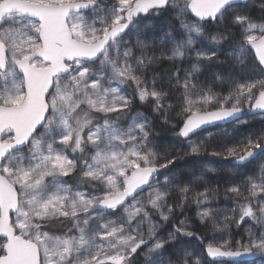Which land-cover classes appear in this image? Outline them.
I'll return each mask as SVG.
<instances>
[{
    "label": "snow or ice",
    "instance_id": "obj_1",
    "mask_svg": "<svg viewBox=\"0 0 264 264\" xmlns=\"http://www.w3.org/2000/svg\"><path fill=\"white\" fill-rule=\"evenodd\" d=\"M250 7H256L254 0H0V264H134L144 247L146 264H189L192 253L176 252L179 238L193 235L188 225L179 221L161 237L149 206L167 222L174 215L168 199L178 192L179 208L196 203L201 220H211L209 190L192 187L201 177L185 181L164 171H171L176 157L157 158L146 117L137 114L127 128L117 123L133 99L124 86H134L138 100L151 101L163 115L175 81L184 100L179 135L188 138V154L206 150L190 134L204 125L239 120L243 103L264 110V16L258 23ZM259 8L264 13V0ZM169 13L170 20L139 27L144 18ZM206 23L224 29L211 37L214 44L233 29L240 36L232 54V72L240 79L231 80L236 87L227 97L192 81L202 63L217 56L204 45ZM132 29H137L134 40H125ZM192 52L195 63L183 76L174 71L167 85L148 79L156 61L183 60ZM256 75L262 78L253 79ZM209 104L215 110H207ZM222 147L211 155L244 166L257 150L264 153V133ZM86 149L92 155L81 157L78 175L98 194L74 189L64 179L77 173L69 151ZM232 183L226 193L244 199L237 223L248 218L258 231L248 229L246 242L235 247L228 239L209 243L206 254L219 264L223 258L264 253V165L258 176ZM145 186L146 201L138 199ZM230 219L225 216L222 228L214 223V229L228 236ZM53 223L66 231L50 233ZM195 264H201L198 257Z\"/></svg>",
    "mask_w": 264,
    "mask_h": 264
},
{
    "label": "trees",
    "instance_id": "obj_2",
    "mask_svg": "<svg viewBox=\"0 0 264 264\" xmlns=\"http://www.w3.org/2000/svg\"><path fill=\"white\" fill-rule=\"evenodd\" d=\"M108 3H110V0H107ZM252 2V0H250V3ZM256 7H250L249 11L251 13V15L256 19V21L260 20V17L262 15H264V13H261L260 8H259V4H260V0H254ZM170 16L171 14H164L161 17H151L149 18H144L141 20V23H144V21H149V25H154V24H160L163 21H167L170 20ZM191 19H196L194 16H189ZM174 25H176L178 27V25L176 24V21H171ZM132 28V27H131ZM137 29H132V32L128 35L125 36V40H134L135 36L134 33ZM217 31H224V29H222L220 27V25H217L215 23H206L205 24V33L209 34V35H213L215 33H217ZM233 35L229 36L227 39H224L220 42V46L222 47L223 51L217 53V56L214 58V61L212 63H209L207 61H204L201 65L202 67V71L200 73H197L194 78L195 81L198 85V87H206V88H210L211 91L214 94L220 95L219 97H227L230 94H232L234 92V89L236 87L235 84H233L231 82L232 79H236L239 80V76H236L233 72L232 69L234 67H236V65H234L233 63V58L231 57V54L233 53L235 47L237 46L239 40H240V36L237 32L236 29H233ZM165 51H166V47H165ZM167 55H171L170 52H166ZM157 56H160V52L157 51L156 52ZM253 56L250 55L249 59H252ZM196 57L192 56L191 58H185L183 60H168L167 58H161L160 60L156 61L147 71V77L149 80H151L153 77L157 78L158 80H163V83L165 85L168 84V77L171 76V74L176 71L179 70V74H183L185 73V68H187V70H189L191 68V65L193 63H195ZM214 76H219L220 79L216 80L214 79ZM262 77H260L259 75H256L253 77V79L259 80ZM240 82H244V81H240ZM174 87L172 88V90L169 91V95L166 98L168 103H178L180 101V99H183V97L181 96L182 94V90L180 87L175 85V81L172 82ZM125 88V93L126 95L132 97V104H131V108L129 110H127L126 114L117 121V123L121 126L124 127L125 122H126V118L127 116L129 117L131 115V113L134 112H141V114L143 116H146L147 114L149 115L150 118V125H151V129H152V135H150V140H152V142H154L155 144V152H159L162 153L163 157L159 158V159H163V158H172V157H176V161L175 164L170 166L171 171L168 170H164L167 171L166 173L169 175H176L182 179H184L185 181H188L190 179L191 174H190V169L195 171L193 173V176H198V175H205V178L201 177L200 179H195L192 180L191 184L192 187L195 188L196 192H203L205 186H212V189H215L214 186L216 185H220V184H228L230 182H228L230 179H233V177H231L227 172L226 169L228 168V166H231L232 168H236L237 166L232 164L229 160H224L219 156H213L211 155V153L213 151L216 150H212V151H208L210 152V154H198V155H192L184 160H182L181 157V150H183V146L185 145L186 140H184L180 135V128L181 125L184 121V114L178 116L177 115V111L176 110V106H172L171 107V111H170V116H171V122L169 123L168 120L163 119L159 114H155V112H153L152 105L153 103L151 101L149 102H145V103H141L136 95V92L134 90V86L133 87H127L124 86ZM165 90H168L167 88ZM254 94L257 95L258 91L257 89L253 90ZM248 105V107L246 106ZM242 107L245 108H250V105L247 103H243L241 105ZM207 109H214V104H209L205 106ZM203 110V109H202ZM97 121L94 119L93 123H96ZM243 122V123H241ZM221 126H229L232 127V130L229 131L228 133V138L229 141L234 145L236 144L237 141L241 140L244 136L246 135H251L253 138H256V136L260 133H264V115H248L245 114L243 116L242 119H240L239 121H237L236 123L233 124H227V125H218L206 130H210L213 128H217V127H221ZM217 141L215 140V138L213 137L209 143H217ZM88 152L90 153L91 150L87 149ZM158 150V151H157ZM87 152V151H86ZM71 154V156H73L74 158L77 159L78 161V165H77V173H73L71 176L69 177H65L64 179L68 182V185L74 189L81 190V191H91V192H96L98 190L97 189H92L89 186L86 185H82L81 181H80V176L78 175V173L80 172L81 168L83 167V163H82V156L80 155V153L76 152V153H72L71 151L69 152ZM264 155V153L260 154L255 160H253L252 162L244 165V166H240L237 168H240L241 170H248L249 168L253 170L252 168V163L253 164H258V162L263 159L262 156ZM165 156V157H164ZM83 158H88V156ZM259 158V159H258ZM202 160H208L210 162H212L215 165V173H211V172H207L204 170H201V167L198 169L196 166L198 163H200ZM232 161V159H231ZM192 171V172H193ZM250 171V170H249ZM254 171V170H253ZM259 171V170H258ZM242 175L240 174H236L234 177H240ZM204 180L203 183H200L201 180ZM209 191V197L212 198V191ZM175 193L174 196L175 198L171 200V204L169 205L170 207H172L173 212H177L178 209H180V212L177 216L182 215L184 217H186L188 220H190L192 222V224H194V227L188 229L189 231H191L193 233V235L191 237L188 236H181L180 238V243L182 246H184V243H189L191 241H195L196 245L194 247V250L200 254V256L202 258L206 257V260L209 262L207 264H219L218 261H211V259L207 258L206 253H205V245H207L208 243V234L209 232L204 230L207 229L204 226H201L199 224V222L195 219V208H194V203H190V202H185L183 204V208H179L177 205L180 203L179 199H180V194L178 192H172ZM171 193V194H172ZM172 195H170L169 198H171ZM211 200V199H210ZM169 203V202H168ZM244 203L242 200H239L238 202H231V200H229L227 202V204H230L234 209H236V220L233 223V235L234 236H238L240 233L238 232V230L241 229L242 224L247 221V222H251L248 218H245V220L241 223H237L240 219L239 216V205ZM195 205H197L195 203ZM119 211V210H118ZM151 218V217H150ZM171 218L174 219V217L171 216ZM112 219H116L115 216L112 217ZM176 222L177 220L174 219ZM151 221H154L153 218H151ZM169 221V220H168ZM159 223V222H158ZM155 224V223H152ZM167 224V223H166ZM164 224V225H166ZM254 224V223H253ZM170 228V230L173 229L174 224L171 226V221L168 222V225L164 226V229L166 228ZM257 226L258 225H255ZM147 227L148 224L145 223L143 225V228L145 230V233L147 232ZM203 227V229H202ZM50 233H54L56 235H62L66 229L63 226H59L55 223L50 224L49 225V229ZM184 242V243H183ZM246 242V241H245ZM167 247V246H166ZM182 250H184V248L182 247ZM171 251V249H170ZM142 250H138L136 256L134 257V264H142ZM177 252V251H176ZM141 255H140V254ZM144 258V257H143ZM258 258H262L258 257ZM258 258L254 259V260H250V261H244V262H240V263H231V264H264V257L262 259L261 263H258ZM223 262V261H222ZM226 262V261H225ZM251 262V263H250ZM146 263V262H145Z\"/></svg>",
    "mask_w": 264,
    "mask_h": 264
},
{
    "label": "rangeland",
    "instance_id": "obj_3",
    "mask_svg": "<svg viewBox=\"0 0 264 264\" xmlns=\"http://www.w3.org/2000/svg\"><path fill=\"white\" fill-rule=\"evenodd\" d=\"M114 0H110V3H113ZM264 16V15H262ZM189 20H191L192 22H195L196 19H191L190 17H188ZM258 23L259 22H262L261 20L257 21ZM145 23H149V21H144V23H140L139 27H143ZM222 29L223 27L220 26ZM218 32H221V31H217V33L213 34V35H209V34H206L204 33V36H205V40H204V45H206L208 48H214L216 50L217 53L223 51L222 47L220 46V43L219 44H214L212 41H211V37L212 36H216L218 34ZM125 38V37H124ZM202 45H197V47H200ZM237 47V46H236ZM235 47V49H236ZM234 52V51H233ZM233 54V53H232ZM232 54H231V57H232ZM192 56H195V52H192L191 53V56L189 58H191ZM196 57V56H195ZM187 68H185L184 71H186ZM181 76L184 75L183 74H180ZM192 81L194 83H196L195 81V78L194 76L192 77ZM182 92H183V89L181 88ZM217 97H219L220 95H217L215 94ZM182 96V94H181ZM183 97V96H182ZM166 103L168 105H170V107H168L166 109V114H161L157 111L154 110V104L152 105V110L153 112H155V114H159L163 119L165 120H168V122L170 123L171 122V116H170V111H171V107L174 105L176 106V110L177 111V115L180 116L183 114V111H182V107H183V104H184V100L183 99H180V101L178 103H168L167 100H166ZM248 107V105H246ZM137 114H141V112H134V113H131V115L127 118H126V122H125V125L123 128H127L128 125L130 124L131 120L133 117H135ZM264 115V114H262ZM143 116V115H142ZM143 117H146L147 118V121L150 123V118H149V115L147 114L146 116H143ZM236 123V122H234ZM243 123V122H241ZM95 124V123H94ZM233 124V123H231ZM151 126V125H150ZM232 130V127L229 128V126H221V127H217V128H213V129H210V130H204L202 132H199L195 135H193L191 138L192 141L194 142H197V143H202L204 146H205V149L204 151H201L199 154H203V153H206V154H210V152L208 151H212V150H216V151H223V145H228L229 147L233 146V144L229 141V138H228V133L229 131ZM215 138V140L217 141L218 139V142L217 143H212L210 144L209 141L212 139V138ZM150 139V137H149ZM154 144V142H153ZM155 145V144H154ZM183 150H181V159L184 160L190 156H192L191 154H188L190 153V148H189V141L188 139L186 140L185 142V145L183 146ZM87 151V152H86ZM154 151H155V148H154ZM158 151V150H157ZM70 152V151H69ZM79 153V152H78ZM263 154V153H262ZM80 155H83L84 157L88 156L90 157L92 155V152H88V150L86 149L85 152L83 154L80 153ZM69 156L70 158H73L76 160L77 162V165L79 164L77 159L74 158L73 156H71V154L69 153ZM163 155L162 153H159L157 152V158H162ZM165 157V156H164ZM263 159H261L258 164H253L252 163V169H248V170H241L240 168H232L231 166H228V168L226 169V172L231 176L233 177V179H230L228 182V184L224 183V184H220V185H216L214 186L215 189L211 190L212 189V186H205L203 192L205 191V189L207 188L209 191L211 190L212 192H215V198H210V206L213 210V218L211 220L209 219H205V220H201L200 216L198 215V212L201 210L200 208H198L197 205H195L194 203V208H195V219L199 222V224L201 226H204L206 227L207 229L204 228V230L208 231L209 234H208V243H215V242H223V239H228L231 246L232 247H235L237 242L239 241H246L247 240V230L248 229H252L254 232H257L258 231V227L257 226H254L253 223L251 222H247L245 221L243 224H242V227L240 230H238V232L240 233L238 236H234L233 235V223L235 222L236 220V209H234L230 204H227V202L229 200H231V202L235 201V202H238L239 200H242L244 202V199L243 197H236L234 196L233 194L231 193H226V189L229 188V187H232L234 186L233 185V181L239 183L243 180L246 179V175H252V176H258L259 175V171L260 170V167L261 165H264V155L262 156ZM259 159V158H258ZM257 160V159H256ZM231 162V159L230 161ZM198 169L201 167V170H204V171H207V172H211L212 174L216 172L215 170V165L208 161V160H202L200 163L197 164L196 166ZM211 170V171H209ZM250 170V171H249ZM190 169V174L192 177H203L205 178V175H198V176H193V173L195 171H193ZM167 172V171H165ZM236 174H240L242 176L240 177H234ZM171 175V174H169ZM163 177H161L162 179ZM204 180L202 179L200 181V183H203ZM85 191V190H84ZM241 191L244 193L245 196L248 195L247 191L241 187ZM87 192V191H85ZM95 193H99V189L95 192ZM147 194H148V190L144 191L143 193L140 194V196L138 197V199H144L146 201V198H147ZM175 193H172L171 195V198L168 199V205L171 204V200L175 198L174 196ZM180 199H179V202L182 201V197L179 196ZM131 201V200H130ZM111 211V210H110ZM180 212V209L177 210V212L174 213V215H172V217H174V219L177 220V222L171 218H169V221L165 222L162 220L160 214L155 211V210H151V207L149 206V216L151 218H153L154 221H151L152 223H155V225H159V231H158V235L161 236V237H167V235L173 231L170 230L169 226L168 228L164 229V226L168 225V222L171 221V226L174 224V225H177L179 223V221H185L186 225H188V229L194 227V224H192V222L190 220H188L186 217L182 216V215H179ZM225 216L227 217H230L231 219L228 221V224H229V227L227 229V232H228V236H223V233L221 232H217L215 229H214V223L215 225L219 226L222 228L223 226V223H224V218ZM150 218V219H151ZM159 222V223H158ZM167 223V224H166ZM241 223V222H240ZM166 224V225H164ZM203 229V227H202ZM181 238V237H180ZM180 238H179V246L176 248V251H177V254H179L180 251H182V247L184 248V250H186L187 252H190L192 253L193 255L191 256H188L187 259L189 260V264H195V260L196 258L198 257L201 261V264H207L209 263L207 260H206V257L205 258H202L200 256L199 253H197L195 250H194V247L196 245V242L195 241H191L189 243H184V246H182L180 243ZM143 252L142 253V264H146V260H145V253L147 252V247H144L142 249ZM205 253H206V250H205ZM140 254V253H139ZM261 257L262 255V258H258V263H261L262 262V259L264 257V253H259ZM141 255V254H140ZM207 258L208 255L206 254ZM144 257V258H143ZM210 259V258H209ZM212 261V260H211ZM245 261H250V260H245ZM261 261V262H259ZM214 262V261H213ZM240 262H244V261H223L222 264H231V263H240ZM251 263V262H250ZM252 264V263H251Z\"/></svg>",
    "mask_w": 264,
    "mask_h": 264
},
{
    "label": "water",
    "instance_id": "obj_4",
    "mask_svg": "<svg viewBox=\"0 0 264 264\" xmlns=\"http://www.w3.org/2000/svg\"><path fill=\"white\" fill-rule=\"evenodd\" d=\"M197 19V18H196ZM135 22V21H134ZM133 22V23H134ZM132 26L130 25V28H131ZM258 95V94H257ZM242 107V106H241ZM243 108V111L240 113V119H242L243 118V116L245 115V114H248V115H262V114H264V110H260V109H254V108H245V107H242ZM207 110H209V111H213V110H215V108L214 109H207ZM239 119V120H240ZM239 120H234V119H232V118H230L229 120H226V121H220V122H216L215 124H209V125H204V126H202V128L201 129H198L194 134H190V137H192L193 135H195V134H197V133H199V132H202V131H204V130H206V129H209V128H212V127H215V126H218V125H227V124H231V123H234V122H237V121H239ZM182 126H183V123H182V125H181V128H182ZM180 128V129H181ZM183 139H185V140H187L188 138H185V137H182ZM262 152H260L259 150H257V152H256V154H255V156L253 157V158H250V161L249 162H246L245 163V165L246 164H248V163H250V162H252L253 160H255L260 154H261ZM232 162L234 163V161L232 160ZM235 164V163H234ZM147 186H145V188H146ZM129 200L131 199V197H129L128 198ZM207 247V246H206ZM206 247H205V250H206ZM260 256V254L258 253V254H256V255H247V256H243V257H241V258H236V259H231V258H223L222 259V261H245V260H254V259H256V258H258ZM211 260H213V261H217V260H214L213 258H211V257H209Z\"/></svg>",
    "mask_w": 264,
    "mask_h": 264
},
{
    "label": "flooded vegetation",
    "instance_id": "obj_5",
    "mask_svg": "<svg viewBox=\"0 0 264 264\" xmlns=\"http://www.w3.org/2000/svg\"><path fill=\"white\" fill-rule=\"evenodd\" d=\"M134 23H135V22H134ZM181 137H182V136H181ZM184 140H185V139H184ZM231 163L234 164L232 161H231ZM234 165H236V164H234ZM145 189L147 190V187H146ZM146 190H145V191H146ZM140 194H141V193H140ZM131 199H132V198H131ZM131 199H130V200H131ZM130 200H129V201H130ZM109 211H110V210H109ZM206 246H207V245H205V247H206ZM208 257H209V256H208Z\"/></svg>",
    "mask_w": 264,
    "mask_h": 264
}]
</instances>
